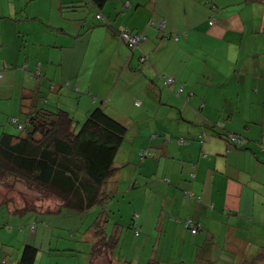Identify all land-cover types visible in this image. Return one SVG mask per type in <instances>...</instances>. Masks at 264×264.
Wrapping results in <instances>:
<instances>
[{
	"label": "crops",
	"instance_id": "crops-1",
	"mask_svg": "<svg viewBox=\"0 0 264 264\" xmlns=\"http://www.w3.org/2000/svg\"><path fill=\"white\" fill-rule=\"evenodd\" d=\"M123 28L144 36L132 53ZM0 69V135L30 94L76 122L102 106L127 126L106 227L131 248L93 264H264V0H0ZM144 147L155 156L140 161ZM3 245L0 264H11Z\"/></svg>",
	"mask_w": 264,
	"mask_h": 264
},
{
	"label": "trees",
	"instance_id": "trees-1",
	"mask_svg": "<svg viewBox=\"0 0 264 264\" xmlns=\"http://www.w3.org/2000/svg\"><path fill=\"white\" fill-rule=\"evenodd\" d=\"M107 1L92 0V4L101 7ZM95 18L101 20L102 14L97 12ZM124 30L128 33L140 34L123 28L118 31L119 37L120 32ZM164 35L167 37L166 34ZM174 39L177 40V37ZM1 74L0 71V77ZM39 76L40 74H35L32 78ZM32 99L33 94L22 97L19 106L20 117L9 120L12 132H4L0 135V184L11 185L20 182L28 189H37L49 198L56 199L57 205L53 210L27 205L17 211L27 213L34 209L41 215L48 212L59 215L68 211L73 217H78L94 208H99L96 218L87 230L90 232L91 242L88 264H93L100 256L113 255L122 249L130 250L131 246L125 242L126 246L121 248V241L123 242L124 239L120 238L115 231L116 228L111 230V225L109 228L106 227L109 223L115 222L112 218L113 212L108 211L110 205L113 206L120 200L116 196L117 183L123 184V179L118 177L125 165H117V156L120 148L126 143L127 126L113 119L102 106H98L87 114L78 128V125H75L76 121L67 110L58 107L55 103L46 104L48 101L46 97L41 98L43 104L38 106L33 102H27ZM216 125L211 128L219 127L218 123ZM16 128L19 130L18 134L14 132ZM204 135V132L200 133L196 139L201 142ZM154 137L156 134H151V138ZM173 140L179 145L190 142V139L183 136H177ZM226 141L232 145H240L244 138L237 134H229L226 136ZM154 156L155 154L148 147L139 149L140 161ZM132 182L130 186L135 187L136 182ZM187 192L189 191L184 192L185 196H189ZM192 198L200 199L193 193ZM125 217L128 222L122 229L129 233V237L138 236L139 229L133 226L135 217ZM126 218L123 216V220ZM183 224L192 235L200 230L199 224L191 219ZM33 228L34 225L32 230ZM192 229H195L194 233ZM55 250L58 253L67 252L69 256L66 257L72 259L79 253L74 247ZM39 251V247L26 244L15 264H35ZM75 261L73 260V264H77ZM156 263L157 261L153 259L148 264Z\"/></svg>",
	"mask_w": 264,
	"mask_h": 264
},
{
	"label": "rangeland",
	"instance_id": "rangeland-1",
	"mask_svg": "<svg viewBox=\"0 0 264 264\" xmlns=\"http://www.w3.org/2000/svg\"><path fill=\"white\" fill-rule=\"evenodd\" d=\"M28 22L30 21L23 22L27 29L32 27ZM32 22L34 23V28L39 26L34 20ZM137 47L133 48V50ZM58 100L63 102L65 98L58 97ZM84 120L85 118L80 122H75V125H78L79 128ZM9 126L10 130H13L12 125L9 124ZM14 132L18 134L19 130L16 128ZM1 201H6L12 206V209L23 208L27 205L29 207L41 206V209H45L53 208L57 205V201L53 198H49V196L37 189H28L20 182H14L11 185L0 184ZM9 210L3 206L1 207L0 203V226L2 227L0 229V240L4 243V249L7 248L5 250L10 252L11 264H15V260H18L21 256L23 247L29 243L39 247L40 250L35 264H73V260H76L75 263L77 264H88L91 242L89 241L90 232H87V230H89V225L96 218L99 208H94L78 215V217H73L68 211L59 215L50 212L41 215L34 209L27 213L10 212L11 210ZM33 225L37 226L35 234L32 233ZM74 226L75 228H73ZM70 247H74L79 251L78 254H75L76 257L74 259L66 257L69 256L67 252L58 253L55 250L56 248L64 250ZM10 249L11 251H8ZM114 254L116 257L119 255L124 256L129 254V250L122 249ZM0 257H5L2 251H0ZM104 257L109 258V255ZM108 260L103 263L107 264Z\"/></svg>",
	"mask_w": 264,
	"mask_h": 264
},
{
	"label": "built area",
	"instance_id": "built-area-1",
	"mask_svg": "<svg viewBox=\"0 0 264 264\" xmlns=\"http://www.w3.org/2000/svg\"><path fill=\"white\" fill-rule=\"evenodd\" d=\"M211 23H213V20L211 21ZM158 27L160 28V30H162V28L164 27V23L163 22L159 23ZM143 37L144 36L142 34H132V33H128V31H126V30L120 32V38L124 41V43L127 45V47L131 51H133V48L137 47V45L140 43V41ZM140 59L142 61H144L147 59V56H141ZM165 82L167 84H171V83H173V79L172 78H166ZM180 91H181V88H179L177 92L179 93ZM137 104H138V102H137ZM187 194L192 196V194H190L189 192H187ZM188 222H190V221H188ZM191 231H192V233H194L195 229H192Z\"/></svg>",
	"mask_w": 264,
	"mask_h": 264
}]
</instances>
